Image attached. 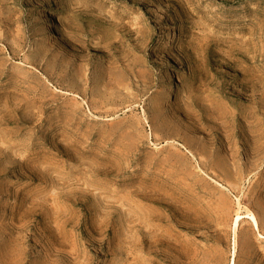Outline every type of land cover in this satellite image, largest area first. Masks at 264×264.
<instances>
[{
	"label": "rangeland",
	"instance_id": "1",
	"mask_svg": "<svg viewBox=\"0 0 264 264\" xmlns=\"http://www.w3.org/2000/svg\"><path fill=\"white\" fill-rule=\"evenodd\" d=\"M0 264H264V0H0Z\"/></svg>",
	"mask_w": 264,
	"mask_h": 264
}]
</instances>
